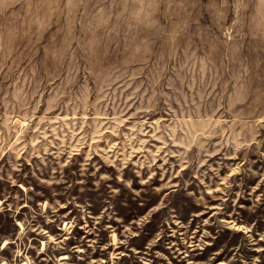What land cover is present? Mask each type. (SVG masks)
I'll return each mask as SVG.
<instances>
[{
    "label": "rangeland",
    "instance_id": "1",
    "mask_svg": "<svg viewBox=\"0 0 264 264\" xmlns=\"http://www.w3.org/2000/svg\"><path fill=\"white\" fill-rule=\"evenodd\" d=\"M0 264H264V0H0Z\"/></svg>",
    "mask_w": 264,
    "mask_h": 264
}]
</instances>
